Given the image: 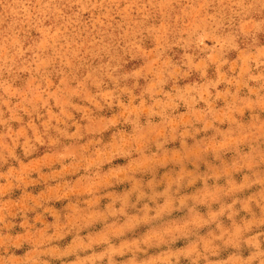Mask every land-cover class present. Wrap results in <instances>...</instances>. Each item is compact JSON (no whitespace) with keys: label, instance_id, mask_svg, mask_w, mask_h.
I'll return each mask as SVG.
<instances>
[{"label":"rangeland","instance_id":"obj_1","mask_svg":"<svg viewBox=\"0 0 264 264\" xmlns=\"http://www.w3.org/2000/svg\"><path fill=\"white\" fill-rule=\"evenodd\" d=\"M0 264H264V0H0Z\"/></svg>","mask_w":264,"mask_h":264}]
</instances>
